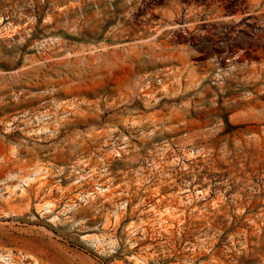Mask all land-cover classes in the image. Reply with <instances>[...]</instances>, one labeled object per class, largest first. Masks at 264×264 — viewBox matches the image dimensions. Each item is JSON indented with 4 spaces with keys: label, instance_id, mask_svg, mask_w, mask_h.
Returning <instances> with one entry per match:
<instances>
[{
    "label": "rangeland",
    "instance_id": "obj_1",
    "mask_svg": "<svg viewBox=\"0 0 264 264\" xmlns=\"http://www.w3.org/2000/svg\"><path fill=\"white\" fill-rule=\"evenodd\" d=\"M8 253L264 264V0H0Z\"/></svg>",
    "mask_w": 264,
    "mask_h": 264
},
{
    "label": "built area",
    "instance_id": "obj_2",
    "mask_svg": "<svg viewBox=\"0 0 264 264\" xmlns=\"http://www.w3.org/2000/svg\"><path fill=\"white\" fill-rule=\"evenodd\" d=\"M101 187H103L101 184H96L94 187V190L92 194L94 193H105L106 189H102ZM3 258H0V261L3 264H14V262L16 263L17 261L20 260V258L22 257V255L18 254L17 256H13L12 254L8 253L5 254L4 256H2Z\"/></svg>",
    "mask_w": 264,
    "mask_h": 264
},
{
    "label": "bare ground",
    "instance_id": "obj_3",
    "mask_svg": "<svg viewBox=\"0 0 264 264\" xmlns=\"http://www.w3.org/2000/svg\"><path fill=\"white\" fill-rule=\"evenodd\" d=\"M48 205V204H47ZM45 210V209H44ZM47 210V209H46ZM49 212V211H48Z\"/></svg>",
    "mask_w": 264,
    "mask_h": 264
}]
</instances>
